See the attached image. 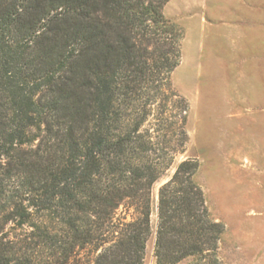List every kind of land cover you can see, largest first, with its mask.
I'll use <instances>...</instances> for the list:
<instances>
[{"label":"trees","instance_id":"obj_1","mask_svg":"<svg viewBox=\"0 0 264 264\" xmlns=\"http://www.w3.org/2000/svg\"><path fill=\"white\" fill-rule=\"evenodd\" d=\"M168 1L0 0V264L143 263L187 142ZM198 166L158 187L156 264H220Z\"/></svg>","mask_w":264,"mask_h":264},{"label":"rangeland","instance_id":"obj_2","mask_svg":"<svg viewBox=\"0 0 264 264\" xmlns=\"http://www.w3.org/2000/svg\"><path fill=\"white\" fill-rule=\"evenodd\" d=\"M163 12L183 31L170 81L187 105V142L152 185L142 264H156L158 187L185 158L223 225L218 262L264 264V0H169Z\"/></svg>","mask_w":264,"mask_h":264}]
</instances>
